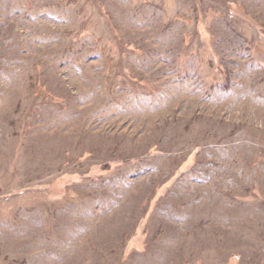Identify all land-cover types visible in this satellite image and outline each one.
I'll return each mask as SVG.
<instances>
[{"label":"rangeland","instance_id":"rangeland-1","mask_svg":"<svg viewBox=\"0 0 264 264\" xmlns=\"http://www.w3.org/2000/svg\"><path fill=\"white\" fill-rule=\"evenodd\" d=\"M0 264H264V0H0Z\"/></svg>","mask_w":264,"mask_h":264}]
</instances>
